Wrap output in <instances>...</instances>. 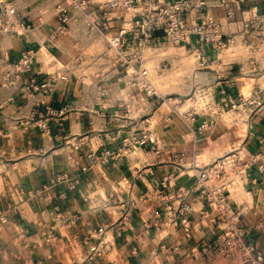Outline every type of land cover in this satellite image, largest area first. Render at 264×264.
<instances>
[{"label": "crops", "instance_id": "0c3cea01", "mask_svg": "<svg viewBox=\"0 0 264 264\" xmlns=\"http://www.w3.org/2000/svg\"><path fill=\"white\" fill-rule=\"evenodd\" d=\"M14 1L0 36V264H264V0H206L191 14L222 48L194 36L172 46L158 31L143 50L135 33L109 46L126 16H106V0L71 11L65 32L61 0ZM27 51L31 71L15 80ZM141 70L159 100L132 85ZM222 90L263 105L218 116ZM46 106L66 119L42 129ZM149 133L156 143L132 145ZM104 151L119 156L84 172ZM217 163L220 175L201 179ZM222 189L240 242L211 199Z\"/></svg>", "mask_w": 264, "mask_h": 264}, {"label": "built area", "instance_id": "2783aa9c", "mask_svg": "<svg viewBox=\"0 0 264 264\" xmlns=\"http://www.w3.org/2000/svg\"><path fill=\"white\" fill-rule=\"evenodd\" d=\"M61 6L59 9L60 18V31L65 32L71 21L70 12L82 10V6L87 2L86 0H61ZM144 0H106L104 5V11L106 16L110 13L120 11L126 14L127 6L135 3L141 4ZM223 3L226 0H222ZM148 10L145 14L141 12L139 18L134 23L128 22L127 18L121 29L116 35L106 38L109 46L114 50H124L129 44L128 36L135 33L137 35V48L139 50L145 49L154 39V34L158 31L163 32L165 42L172 46H180L188 42L193 36L197 37V43L200 46L206 44H213L217 48H222L224 42L219 36L217 28L207 27L204 24L193 23L191 20V14L195 11L203 12L207 8L206 0H153L150 3ZM0 36L2 33L8 32V23L17 16L16 6L14 0H5L0 4ZM33 53L31 51L24 52L19 61L13 65L14 79H20L23 75L29 73L32 67ZM147 70H141L136 72L133 78L132 85L134 87H141L147 97L160 99L156 92L151 88L147 80ZM3 84H9L12 82L11 73L4 76ZM35 88H45L46 84H33ZM221 105L216 108V114L218 116L223 115L230 111L248 110V108L255 113L259 110L263 103L258 96L252 98L235 97L227 90L221 91ZM57 114V119L60 123L64 121L68 115L67 108H63L59 111H55L51 106H46L44 112L39 120L40 127L42 129H48L49 120ZM192 122H195V118H191ZM149 122V121H148ZM215 125L214 121L207 122L201 125L202 130H211ZM154 136L149 133L141 136L140 138H134L132 145L143 147L149 144H154ZM128 149V147L126 148ZM125 149V150H126ZM118 154H114L111 151H104L101 153H91L87 156L86 164L83 171L86 172L94 165L98 163H107L109 160H113L118 157ZM223 170V164L217 163L210 169H206L201 174V179L210 180L213 177L220 175ZM212 201L217 206V212L219 219L224 226H228L229 230L226 236L232 240L240 242L244 238V231L238 226L237 218L231 216V206L228 197L225 195L223 189L216 192V195L211 197ZM193 212V208L190 204L183 205L180 210V216L183 218V223L187 224V217ZM5 219H1V223L4 224ZM102 232V230H101ZM91 252L93 254L98 253L97 247H92Z\"/></svg>", "mask_w": 264, "mask_h": 264}, {"label": "rangeland", "instance_id": "374dc122", "mask_svg": "<svg viewBox=\"0 0 264 264\" xmlns=\"http://www.w3.org/2000/svg\"><path fill=\"white\" fill-rule=\"evenodd\" d=\"M153 0H144L141 4L139 3H135L132 7V5H128L127 6V10H126V18L128 20V22L130 23H134L136 19L139 18V14H141V12H143V14H145L146 10H148L149 5H146L147 3H150Z\"/></svg>", "mask_w": 264, "mask_h": 264}]
</instances>
